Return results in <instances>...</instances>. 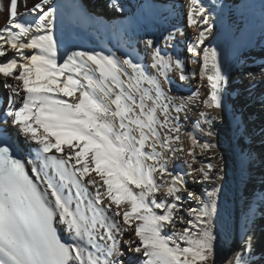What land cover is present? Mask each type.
I'll return each mask as SVG.
<instances>
[{"label":"bare ground","instance_id":"obj_1","mask_svg":"<svg viewBox=\"0 0 264 264\" xmlns=\"http://www.w3.org/2000/svg\"><path fill=\"white\" fill-rule=\"evenodd\" d=\"M243 2L0 0L2 125L71 263L264 264V0L225 72ZM42 10L52 36L14 20Z\"/></svg>","mask_w":264,"mask_h":264}]
</instances>
